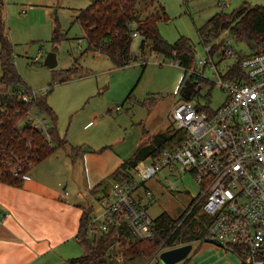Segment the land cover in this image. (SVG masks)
Returning <instances> with one entry per match:
<instances>
[{
	"label": "rangeland",
	"instance_id": "1",
	"mask_svg": "<svg viewBox=\"0 0 264 264\" xmlns=\"http://www.w3.org/2000/svg\"><path fill=\"white\" fill-rule=\"evenodd\" d=\"M243 1L264 6V0H156L168 17L167 21L157 24L159 33L169 43H174L179 35L188 38L194 45L193 57L197 61L205 56L204 45L198 41L196 28L218 12L237 10ZM2 2L5 30L13 46L12 56L17 74L31 90L45 92L46 103L56 116V129L67 140L61 146L63 149L58 147L32 166L30 175L26 174L46 182L56 192L62 190L65 184L57 186L49 180H53L54 174L60 170L68 182L74 184H82L95 174L104 176L106 171L131 158L136 147L149 141L151 134L175 128L170 113L174 103L180 100L179 92L188 82L187 79L192 83L199 81V91L190 98L192 103L215 109L226 99L227 94L210 82L216 78L212 70L207 67L199 70L208 79L204 82L197 75L190 78V73H186L184 76L181 67L170 63L173 59L163 58L149 48L140 52L139 36L133 37L130 48L132 61L126 66L115 67L106 55L97 54L96 51L81 54L86 44L76 16L90 0ZM55 30L61 36L54 43ZM224 35L221 34L216 41ZM230 44L237 51L249 52L244 42L231 40ZM54 47H57V65L49 69L44 66L43 60ZM74 59L78 60L82 75L61 82L57 73L70 68ZM230 61L226 60L224 64ZM46 122L50 126L53 124L48 117ZM64 151H69L72 158L66 156ZM136 167L140 171L143 166L139 163ZM135 178L139 179L136 173ZM111 181L107 177L104 179L108 188ZM145 188L151 193L143 200L151 219L161 213L180 218L199 193L196 180L189 172H182L179 168L162 169L146 181ZM96 195L99 196L100 192ZM90 199L94 203L92 213H96L99 210L98 199ZM185 245H189L187 256L175 264L240 263L234 254L206 242L193 241ZM53 249L47 256L50 258L49 264H65L67 260L83 254L81 246L71 238L63 243L61 241ZM117 249L115 245L110 250L116 252ZM153 254L146 259L124 260V264H145ZM39 263V260L35 261V264ZM151 264L162 262L157 256Z\"/></svg>",
	"mask_w": 264,
	"mask_h": 264
},
{
	"label": "built area",
	"instance_id": "2",
	"mask_svg": "<svg viewBox=\"0 0 264 264\" xmlns=\"http://www.w3.org/2000/svg\"><path fill=\"white\" fill-rule=\"evenodd\" d=\"M230 42L227 39L218 49L211 43L204 45L205 57L195 60L194 69L186 70L190 78L197 75L200 81H208L200 69L212 70L216 78L210 82L227 94L224 103L210 109L190 100L175 102L170 119L183 130L182 142L158 157L140 161V171L137 163L130 181H112L97 198L99 210L91 213L84 226L88 236L107 233L109 226L124 225L135 239H152L154 218L146 213L143 203L151 193L145 183L162 169L179 168L189 172L199 185L197 197L179 222L196 211L195 218L204 217V231L197 242L234 254L239 264H264V51L243 52L238 58ZM226 60L231 61L224 64ZM170 63L179 66L175 60ZM198 83L193 84L196 92ZM19 93L27 104L23 121L47 137L51 127L46 122L48 116L35 106L45 92L28 88ZM63 196H67L66 191ZM4 217L0 210V222ZM164 250L160 246L145 264H151Z\"/></svg>",
	"mask_w": 264,
	"mask_h": 264
},
{
	"label": "trees",
	"instance_id": "3",
	"mask_svg": "<svg viewBox=\"0 0 264 264\" xmlns=\"http://www.w3.org/2000/svg\"><path fill=\"white\" fill-rule=\"evenodd\" d=\"M76 20L86 44L81 54L96 51L106 55L115 67L126 66L132 61L130 48L133 33H136L140 37V52L149 48L163 58L177 61L184 76L186 70L195 68L192 41L182 35L174 43L162 39L157 24L167 21L168 17L156 0H90L85 9L78 11ZM196 33L201 44L211 43L214 49L220 48L229 39L246 43L249 52L264 51V6L243 1L231 13L218 12L212 15L201 27L196 28ZM221 34L225 35L216 41ZM60 36L55 30L52 41H59ZM12 51L13 46L5 30L3 2L0 0V182L19 188L23 182L21 176L28 174L32 166L51 155L67 140L56 129V116L46 103V95L40 96L35 106L53 123L47 130L48 136L45 137L23 121L27 104L20 100L19 92L29 87L17 74ZM235 53L240 58L243 52L235 50ZM77 64L78 60L74 59L70 68L57 73L61 82L82 75ZM233 69L237 70L236 67ZM204 109L208 110L207 107ZM184 135L183 130L176 127L151 134L149 141L139 144L132 157L123 160L107 178L112 181H130L137 163L175 148L182 142ZM94 189L105 193L108 187L101 181ZM92 211V206L81 210L74 237L83 254L67 260L65 264H124V260L146 259L160 246L168 250L197 241L204 231V217L200 215L195 218L194 211L181 222L183 215L173 218L161 213L154 218L155 233L150 240L135 239L124 225L109 226L107 233L88 236L84 226ZM115 245L117 251L111 252L110 249Z\"/></svg>",
	"mask_w": 264,
	"mask_h": 264
},
{
	"label": "crops",
	"instance_id": "4",
	"mask_svg": "<svg viewBox=\"0 0 264 264\" xmlns=\"http://www.w3.org/2000/svg\"><path fill=\"white\" fill-rule=\"evenodd\" d=\"M64 153L70 154L69 151ZM119 165L106 171L104 176H90L82 184L68 182L60 170L49 180L57 186L65 184L59 192L46 182L30 177V172L28 180L19 188L0 182V210L5 213L0 222V264H35L36 260L39 264H49L47 256L55 245L74 239L81 210L93 207L90 198L97 199L99 192L103 194L94 188ZM54 235L56 237L52 238Z\"/></svg>",
	"mask_w": 264,
	"mask_h": 264
},
{
	"label": "water",
	"instance_id": "5",
	"mask_svg": "<svg viewBox=\"0 0 264 264\" xmlns=\"http://www.w3.org/2000/svg\"><path fill=\"white\" fill-rule=\"evenodd\" d=\"M250 45V43H247ZM57 47L52 48L44 58V66L49 69H54L57 65V61L55 59ZM187 83L180 89L179 98L183 100H190V98L195 94L196 89L193 88L192 82L187 79ZM189 252V245L178 246L175 248H170L169 250L161 251L158 255V258L162 262V264H175L179 261L185 259Z\"/></svg>",
	"mask_w": 264,
	"mask_h": 264
}]
</instances>
